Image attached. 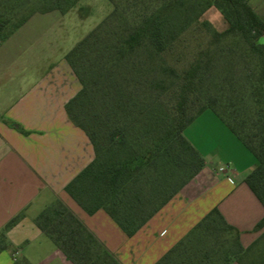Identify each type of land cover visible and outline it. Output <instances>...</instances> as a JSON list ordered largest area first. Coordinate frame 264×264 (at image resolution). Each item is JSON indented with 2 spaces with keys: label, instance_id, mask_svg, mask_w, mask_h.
I'll list each match as a JSON object with an SVG mask.
<instances>
[{
  "label": "trees",
  "instance_id": "1",
  "mask_svg": "<svg viewBox=\"0 0 264 264\" xmlns=\"http://www.w3.org/2000/svg\"><path fill=\"white\" fill-rule=\"evenodd\" d=\"M110 2L112 11L65 55L80 83L66 113L95 154L67 184L68 194L88 214L103 209L133 236L204 166L185 130L212 110L254 155L257 165L245 182L264 205V18L248 0H198L177 12L176 0H163L130 18L120 0ZM74 4L40 12L65 13ZM211 6L221 11L225 30L201 20ZM33 14L11 28L0 20V41ZM49 208L37 224L69 261L95 264L104 256L122 264L70 209ZM19 219L0 230V252L8 247L7 228ZM262 227L264 217L255 226ZM218 229L231 236L224 264H264V232L243 248L217 207L154 264H173L195 235Z\"/></svg>",
  "mask_w": 264,
  "mask_h": 264
},
{
  "label": "crops",
  "instance_id": "2",
  "mask_svg": "<svg viewBox=\"0 0 264 264\" xmlns=\"http://www.w3.org/2000/svg\"><path fill=\"white\" fill-rule=\"evenodd\" d=\"M248 3L264 18V0ZM54 12L62 13L33 14L0 41V230L20 215L6 230L8 247L0 252V264H13L19 255L30 264H73L36 221L46 208L59 203L66 205L122 264L128 263L119 255L121 249L142 231H157V239L149 248V258L144 255L137 263L154 264L214 207L239 231L241 246L249 247L264 232V227L255 228L264 217V205L245 182L257 161L212 110L204 111L194 122L201 119L217 125L220 133L213 143L218 147L214 155H222L227 168L211 170L207 160L212 156L208 153L211 145H199L187 135L203 155L204 166L133 236H127L103 209L88 214L71 198L67 184L95 156L89 138L71 122L65 109L80 83L71 67L65 68L69 66L66 53L55 60V49L38 46L41 34L26 37L43 25L41 15ZM67 74L77 84L68 86ZM97 225H106L115 239L110 235L103 239ZM229 264L239 262L232 259Z\"/></svg>",
  "mask_w": 264,
  "mask_h": 264
},
{
  "label": "rangeland",
  "instance_id": "3",
  "mask_svg": "<svg viewBox=\"0 0 264 264\" xmlns=\"http://www.w3.org/2000/svg\"><path fill=\"white\" fill-rule=\"evenodd\" d=\"M120 1L122 10L130 18L134 13L146 7L160 8L163 0ZM195 1L198 0H176L175 11L177 12L182 5L193 4ZM72 3H75V6L66 14L54 12L41 15L39 18L43 25L40 28H36L34 32L26 34L28 38L41 34L38 46L43 44L44 47L47 45L49 48L55 49L54 59L58 60L59 57H62L63 54L72 49L78 41L94 29L112 11L114 5L110 0H0V20H6V28H11L13 24L20 22L24 17L39 13L46 7L62 6L67 8ZM201 20H207L218 31H223L228 26L221 11L215 6L209 7L201 15ZM36 44L38 42H35L34 46ZM65 68L69 69L70 66L66 65ZM66 83L70 87L77 84L70 74H67ZM214 116L220 120L218 115L215 114ZM220 122L226 126L224 121L220 120ZM224 129L226 130V127ZM218 130L217 125L205 123L201 119L185 130V134L197 141L196 143L199 145H203L202 143H205V147L211 145L208 153H211L212 156L207 158L211 170H217L220 166L226 167V159L222 155H214L218 147L213 143H216L217 139H219L218 135L220 132ZM64 206L69 209L66 205ZM47 209L41 212L40 220H43L47 213H51L52 209ZM96 227H99L97 230L103 239L109 238V235L115 239V236L111 234L112 230L106 225H102V228L98 225ZM156 239L157 231L144 230L132 239V243L124 248L123 251L121 249L119 255H122L123 258L125 257L124 260L128 264L137 263L144 255L148 259V255H150L149 248L154 245L153 243ZM231 248V236L222 229H218L214 233L195 235L191 241L186 243L185 253L178 254L173 264H224L226 253H229L232 250ZM18 257H20V260L25 258L20 255ZM111 263L112 259L104 256H99L95 261V264Z\"/></svg>",
  "mask_w": 264,
  "mask_h": 264
},
{
  "label": "built area",
  "instance_id": "4",
  "mask_svg": "<svg viewBox=\"0 0 264 264\" xmlns=\"http://www.w3.org/2000/svg\"><path fill=\"white\" fill-rule=\"evenodd\" d=\"M222 169V168H221Z\"/></svg>",
  "mask_w": 264,
  "mask_h": 264
}]
</instances>
